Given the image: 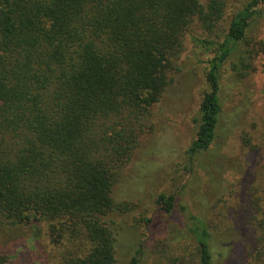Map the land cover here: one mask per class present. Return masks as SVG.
<instances>
[{
  "label": "trees",
  "instance_id": "16d2710c",
  "mask_svg": "<svg viewBox=\"0 0 264 264\" xmlns=\"http://www.w3.org/2000/svg\"><path fill=\"white\" fill-rule=\"evenodd\" d=\"M226 5L0 0V229L44 226L55 248L70 247L56 264H115L111 217L126 211L112 198L117 173L145 130L139 119L152 116L188 45L213 51L190 159L207 153L218 135L222 67L234 57L238 75L251 73L264 50L263 42L247 41L264 0H249L214 35ZM194 28L206 36H194ZM253 129L262 133L243 144L253 140L264 157V119ZM156 203L165 214L175 210L172 196L160 194ZM182 214L197 264H216L205 221ZM260 232L256 252L264 258ZM28 258L20 253L18 263ZM8 262L1 252L0 264Z\"/></svg>",
  "mask_w": 264,
  "mask_h": 264
},
{
  "label": "rangeland",
  "instance_id": "374dc122",
  "mask_svg": "<svg viewBox=\"0 0 264 264\" xmlns=\"http://www.w3.org/2000/svg\"><path fill=\"white\" fill-rule=\"evenodd\" d=\"M248 1L227 0L224 20L213 34L221 35L228 18ZM259 11L247 41L264 44L263 6ZM192 32L206 36L196 28ZM212 55V49L188 45L152 116L139 119L145 130L121 163L113 187L114 202L127 211L111 217L115 264H130L133 258L137 264H197V249L185 233L187 215L182 213L205 221L216 264H263L256 251L264 228V202L259 201L264 199V157L251 148L253 140L245 147L242 139L262 133L253 125L264 119V50L251 73L238 75L234 57L222 67L218 135L207 153L190 159L186 151L194 139L198 106L207 90L206 62ZM133 116L128 120L137 122ZM160 194L173 197L172 214L157 205ZM69 248H55L44 226L0 229V253L7 254L8 264L18 263L20 253L29 257L22 264H56L58 254Z\"/></svg>",
  "mask_w": 264,
  "mask_h": 264
}]
</instances>
